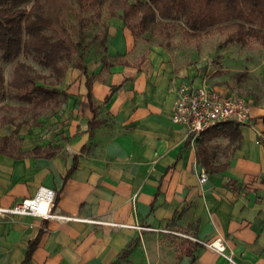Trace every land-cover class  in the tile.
<instances>
[{
  "label": "crops",
  "instance_id": "crops-1",
  "mask_svg": "<svg viewBox=\"0 0 264 264\" xmlns=\"http://www.w3.org/2000/svg\"><path fill=\"white\" fill-rule=\"evenodd\" d=\"M114 19L122 24L103 58L86 64L91 86L83 72L85 79L66 91L70 102L58 115L64 125L56 124L55 134L40 125L18 133L22 151L43 146L54 154L0 152L1 205L48 186L61 212L77 218L0 217V264H22L40 232L28 264H110L130 244L118 264H264V109L248 96L251 123L221 122L188 140L171 113L177 87L193 79L153 51L131 63L134 35ZM114 56L129 60L105 59ZM89 91L100 104L93 131ZM86 132V144L75 150ZM201 143L209 156L198 155ZM216 237L225 241L223 253L200 242Z\"/></svg>",
  "mask_w": 264,
  "mask_h": 264
},
{
  "label": "trees",
  "instance_id": "trees-1",
  "mask_svg": "<svg viewBox=\"0 0 264 264\" xmlns=\"http://www.w3.org/2000/svg\"><path fill=\"white\" fill-rule=\"evenodd\" d=\"M103 12L110 18H121L136 36L150 32L171 37L176 26L174 22L182 20V35L188 41L217 30L228 32L227 43L248 44L253 39L264 45V0H0V62H13L21 54L32 55L52 71L49 75L39 73L28 62L17 61L9 85L17 91L18 99L29 103V107L21 108L20 113L30 111L33 120H37L43 114L42 109L52 105L53 100L61 95L69 97L59 83L65 78L68 63L74 57V66L87 75L91 86L92 77L85 63L86 31L99 24ZM108 28L105 25L103 45L107 41ZM74 34H77V39ZM52 76L55 77L53 81L50 79ZM5 82L0 68V99L5 96ZM120 87L115 86L113 92ZM88 97L94 113L88 131H93L101 123L98 119L100 104L95 102L91 91ZM110 98H106V102ZM4 123L15 127L10 135L0 134V152L18 153L20 156L28 153L54 154L53 151L45 153L43 146H37L30 152L22 151V138L18 133L27 121L15 122L14 117L5 115ZM191 137L189 135L188 140ZM198 155L209 156L208 147L203 143ZM41 233L30 241L22 264L31 260ZM130 249L131 244L110 264H118L119 258L127 255Z\"/></svg>",
  "mask_w": 264,
  "mask_h": 264
},
{
  "label": "rangeland",
  "instance_id": "rangeland-1",
  "mask_svg": "<svg viewBox=\"0 0 264 264\" xmlns=\"http://www.w3.org/2000/svg\"><path fill=\"white\" fill-rule=\"evenodd\" d=\"M117 23L119 25H117ZM175 30L171 37L146 32L141 35H134V54L131 55V63L138 64L140 60L146 59L153 51V54L160 55L164 62L174 64L177 73L182 70L184 78L193 79V83L208 82L229 87L231 90L250 96L257 107L264 109V45L255 40L248 44L240 42L227 43L225 33L213 30L203 34L200 38L190 41L182 35V20H176ZM120 19L110 18L106 12L102 13V19L97 25L91 26L86 31L87 52L86 61L98 62L103 58L105 47L108 48L109 35L112 31L121 26ZM105 25H108V36L106 44H102L105 36ZM129 29V28H128ZM131 31V30H130ZM77 39V34H74ZM109 58V59H108ZM105 58L107 61H123L121 56ZM18 60H24L31 64L36 72L51 74V69L42 65L32 55L21 54L15 61L10 63L0 62L5 82V96L0 99V129L15 125L4 123V116H12L15 122L27 121L22 127L30 128L40 125L43 130L56 133V124L64 125L66 107L70 102V96H59L53 100L52 105L42 109L43 114L37 120H33L32 112L20 113L21 108L29 107V103L16 97V90L9 85L13 76V70ZM76 58L68 63V70L65 78L59 83V87L67 91L69 87L85 79L83 71L74 66ZM142 62V61H141ZM52 81L55 77L50 78ZM185 81V80H183ZM70 95V93H69ZM79 96V94H77ZM59 115V116H58ZM30 132V131H28Z\"/></svg>",
  "mask_w": 264,
  "mask_h": 264
},
{
  "label": "built area",
  "instance_id": "built-area-1",
  "mask_svg": "<svg viewBox=\"0 0 264 264\" xmlns=\"http://www.w3.org/2000/svg\"><path fill=\"white\" fill-rule=\"evenodd\" d=\"M252 105L253 101L250 97L229 88H221L205 82L197 85L183 81L176 89L171 120L184 127L188 135L198 136L209 127L221 122L251 123ZM200 178L201 181L208 179L205 169H202ZM56 195L55 189L40 186L31 197L23 198L10 206L0 204V217L29 214L61 222L76 219L77 217L61 212ZM191 238L199 240L195 237ZM200 242L220 253L226 250L225 241L221 237L209 241L200 240Z\"/></svg>",
  "mask_w": 264,
  "mask_h": 264
},
{
  "label": "water",
  "instance_id": "water-1",
  "mask_svg": "<svg viewBox=\"0 0 264 264\" xmlns=\"http://www.w3.org/2000/svg\"><path fill=\"white\" fill-rule=\"evenodd\" d=\"M89 137V133L86 132L75 144L74 149L75 150H81V148L86 144L87 139Z\"/></svg>",
  "mask_w": 264,
  "mask_h": 264
}]
</instances>
